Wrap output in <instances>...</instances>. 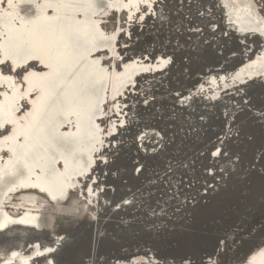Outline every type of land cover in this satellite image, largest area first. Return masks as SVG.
<instances>
[{
  "label": "bare ground",
  "instance_id": "1",
  "mask_svg": "<svg viewBox=\"0 0 264 264\" xmlns=\"http://www.w3.org/2000/svg\"><path fill=\"white\" fill-rule=\"evenodd\" d=\"M84 2L15 0L17 7L12 9L7 7L6 0L0 2V61L15 56L17 64L37 74L22 87L15 78L9 82L0 76V124L11 118L13 124L8 125L9 131L14 136L19 134L17 140L5 142L0 138V231L15 223L47 228L52 242L43 245L35 242L27 251H23V245L12 246L1 252L0 264H31L33 257L43 254H47V264L53 262L51 254L55 244L63 238V233L56 229L58 220L82 219L89 204L98 199L99 187H93L96 176L86 183L87 187L84 185V191L81 181L93 173L97 155L100 161L105 159L100 154L103 144L98 141L103 140L99 121L105 115L108 95L112 99L110 110L118 117L108 121L107 130L115 134L118 126L126 121L119 100L125 88L132 87L138 75L158 65L148 62L149 58L143 61L135 56L123 60L118 68L110 66L111 61L105 58L117 55L116 36L101 42V34L112 36L121 27L117 22L110 28L104 27L101 15L113 10L120 14L125 10V19L130 21L136 9L129 10L128 0H91L93 6L87 8L81 6ZM220 2L225 23L241 37L240 41L244 42V36L258 37L260 45L232 70L219 73L218 81L212 75L208 77L210 102L221 98L222 91L225 95L236 94L247 82L264 80V35H261L264 3L257 0ZM93 22L99 24L98 32L90 30ZM26 57L30 58L22 63ZM35 59L43 61L45 67H29ZM112 61L115 63V59ZM163 62L162 58L157 62L161 63L160 69L167 66ZM30 87L34 89L31 92ZM204 87L197 86L198 90ZM21 93H28L26 100L20 99ZM24 103L27 106L22 111H11ZM33 189H47L57 199L50 201ZM75 189L82 200L78 195L71 197ZM48 191L43 192L48 194ZM206 261L202 264H211L212 259ZM157 262L154 256L134 255L131 259H119L116 264ZM231 264H264V243Z\"/></svg>",
  "mask_w": 264,
  "mask_h": 264
},
{
  "label": "rangeland",
  "instance_id": "2",
  "mask_svg": "<svg viewBox=\"0 0 264 264\" xmlns=\"http://www.w3.org/2000/svg\"><path fill=\"white\" fill-rule=\"evenodd\" d=\"M220 1L156 0L147 14L142 8L139 13L134 12L130 21L125 19V10L120 14L113 10L101 15L104 27L115 26L116 22L121 27L114 41L117 55L105 58V61H111L110 66L118 68L123 60L135 56L143 61L149 58L148 62L158 65L153 66L150 72L138 75L134 85L125 88L119 100L126 121L118 126L115 134L108 136L102 130L108 128L110 119L118 116L110 110L112 99L109 95L104 103L105 115L99 122L103 138L100 154L105 159L100 161L97 155L93 173H88L81 181L84 191V185L90 181L88 176H96L93 187H99L98 199L89 204L88 212L82 219H60L56 226L57 231L63 233L59 244L69 241L72 235L83 243L88 230L96 236L101 235L96 250L94 247L93 253L85 255L79 264H116L117 260L131 259L134 255L154 256L159 261L155 264H185L186 261L188 264H202L207 263L210 257L220 264H231L264 243V180L253 176L248 181L249 186L243 190L248 199L238 200L234 193L244 173L220 189L210 203L197 208L193 229L188 232L134 235L125 231L133 208L129 197L131 188L127 185L141 181L140 172L134 173L136 165L130 164L133 157L129 156L148 150L155 152L163 143L165 136L155 123L158 114L167 115L174 107L192 109L197 103L202 115L208 112L218 115L223 120V128L225 123L234 120L240 125L243 138L239 147H243L244 162L254 157L255 149L258 153L262 149L264 153V80L249 81L238 88L236 94L225 95L222 91L221 98L208 101V77L212 75L218 81L219 73L232 70L260 45L258 37L244 36V42L240 41L241 37L225 23ZM257 1L264 3V0ZM159 57L169 61L163 69H160L161 63H157ZM199 84L205 87L198 90ZM243 168L247 170L249 165ZM70 195H78L82 200L76 189ZM13 197L16 198V194ZM126 200L128 203L124 204ZM235 222L243 229L231 228L240 232L232 236L225 251L217 256L221 248L219 246L216 251L214 247L211 249L212 246L219 235ZM17 224L0 231V257L1 252L12 246L23 245V251H27L35 242L41 245L52 243L45 233L35 237L13 229ZM207 224L209 228L205 227ZM241 237L244 239L239 243L237 240ZM8 238L12 239L10 246ZM138 244L149 246H135ZM221 245L223 249L225 240ZM56 251L57 248L51 254L53 264H56ZM185 253L187 255L180 257ZM46 257L47 254L33 257L31 264H47ZM181 259L184 261L181 262Z\"/></svg>",
  "mask_w": 264,
  "mask_h": 264
},
{
  "label": "built area",
  "instance_id": "3",
  "mask_svg": "<svg viewBox=\"0 0 264 264\" xmlns=\"http://www.w3.org/2000/svg\"><path fill=\"white\" fill-rule=\"evenodd\" d=\"M198 110L195 103L192 109L174 107L167 115L158 114L155 123L165 136L163 143L158 145L155 152L148 150L129 156L133 157L130 164L136 165L134 173L140 172L141 181L127 185L131 188L129 197L133 201L125 227L127 233L139 235L192 230L197 208L210 203L220 189L225 188L233 178H237L233 177L230 181L218 184L217 181L221 179L219 176L213 180L207 175L209 170L217 171L216 168L209 169L210 165L219 164L220 168L225 166V162L211 156V152L222 146L221 142L227 147L229 155L235 153L233 160L242 158L243 167L254 161L257 168L262 170V165L259 164L262 149L259 153L258 149H255L254 157L244 162V150L239 147L243 135L235 120L229 124L225 123L223 128V120L218 115L208 112L204 116ZM203 116L205 118L202 120ZM189 180L192 181L191 185ZM206 187L215 190L205 193ZM235 225L224 230L227 234L222 232L219 235L218 244L214 247L216 251L219 246L221 248L217 256L225 251V245L223 249L221 245L225 237L227 244L234 234L243 229L240 224ZM233 227L240 228V231L231 230ZM243 239L241 237L237 241L240 243ZM135 246L148 247L149 244Z\"/></svg>",
  "mask_w": 264,
  "mask_h": 264
},
{
  "label": "snow or ice",
  "instance_id": "4",
  "mask_svg": "<svg viewBox=\"0 0 264 264\" xmlns=\"http://www.w3.org/2000/svg\"><path fill=\"white\" fill-rule=\"evenodd\" d=\"M2 2V0H0ZM7 7L9 9L17 7L15 0H6ZM156 0H128V8L131 10L132 7H135L136 13H139L141 9L143 8L145 10V13L149 12L151 8L155 5ZM82 7H92L93 4L91 3V0H85V2L81 5ZM51 7V5H49ZM264 11V9H262ZM131 19V17H129ZM141 20L144 19L143 16L140 17ZM189 23H193V21H189ZM107 25H105L106 27ZM90 30L92 32H98L99 31V24L93 22L90 25ZM261 35H264L262 33ZM116 36V33L113 32L112 36H103L101 34V42L103 41H111L114 39ZM30 57H26L25 60L22 62H26L27 59ZM11 61L9 63L8 61ZM43 63V61H41ZM164 64L169 63L168 60H164ZM31 67V65H29ZM48 67H51L48 65ZM101 71H104V69H101ZM7 73V75H5ZM37 74L34 72H29L28 68L23 67L22 64H17L15 56L10 55L7 57L4 61H0V76H3L5 80H8L9 82H12L13 79L15 78L19 85L22 87L25 82H28L32 76H36ZM33 88H29V92L33 91ZM6 94V93H5ZM28 93H21L20 99L26 100ZM27 103L21 107H13L11 111L13 112H18L22 111L23 107H26ZM127 107V105H126ZM117 113L114 112V115ZM102 122H104L102 120ZM13 124V120L11 118L5 119V121L0 124V138H2L5 142H7L9 139L11 140H17L19 138V134L16 136L13 135V132L9 131L8 125ZM104 132L105 136L112 135L111 132H109L107 129L102 130ZM5 133H8V135H5ZM53 139H56L55 135L52 137ZM98 143L101 145L103 144V140H99ZM222 146L220 148H217L215 151L211 152V156L213 158H217L220 161L225 162V166L223 168L219 167V164H212L209 166V169L216 168L217 171L213 172L211 170L208 171L207 175L210 176L213 180L216 179L217 176H219L221 179L217 181L218 184H223L227 181H230L233 177H238L240 173H244L243 178L238 180V187L235 191V196L237 199H248L247 196L244 195V188L248 187V181L253 177V176H260L262 180H264V170H260L257 168V165L254 161L249 162V168L246 170L242 166V158L237 157L235 160L232 159V156L235 155V153H232L231 155L228 154L227 147L223 145V142H221ZM9 151H12V149H9ZM259 164L264 166V153L261 154L259 158ZM139 171V169L137 170ZM88 179H91V176H88ZM95 183V181H94ZM188 183L191 185L192 181L189 180ZM183 185V181H181V186ZM171 186V185H170ZM203 186V185H202ZM85 187H87V184H85ZM214 188L211 187H206L205 188V193L208 191H214ZM41 191H48L47 189H41ZM61 195H63V189L60 190ZM48 195L51 196L52 200L57 199V196L54 195L51 191H48ZM227 238L225 237V240ZM225 247H227V244L225 243ZM47 251L52 252V249H48ZM15 255V254H13ZM211 260V257H210ZM7 264V262H5ZM49 264H53L52 261H49ZM211 264H220L219 261L217 260H212Z\"/></svg>",
  "mask_w": 264,
  "mask_h": 264
},
{
  "label": "water",
  "instance_id": "5",
  "mask_svg": "<svg viewBox=\"0 0 264 264\" xmlns=\"http://www.w3.org/2000/svg\"><path fill=\"white\" fill-rule=\"evenodd\" d=\"M29 64L38 69H43L45 67L37 59L33 60ZM33 190H35L36 192H38L39 194L43 196H46L50 201H52L50 196L46 194L45 192H42L41 190H38V189H33ZM236 223L237 222H235L234 224ZM209 226H210L209 224L205 225L206 228H209ZM13 229H19L35 237H40L43 233L47 234V228L38 229L36 227L23 226L20 224L14 225ZM185 232H188V231H185ZM99 237H101V235L96 236L94 232H92L91 230H88L85 234L83 243H79L78 242L79 239H77L75 235H72L69 241L67 240L63 242V244H55L57 248V251L54 255V258L56 259V264H79L80 260L85 255H88V254L91 255L93 253L94 247L96 250ZM218 239L219 237L216 239V242L214 243L211 249H213V247H215L218 244ZM7 240H9L8 246L12 245L11 243L12 239L8 238ZM185 255H187V253L183 254L180 257H183ZM37 260H41V259H37Z\"/></svg>",
  "mask_w": 264,
  "mask_h": 264
}]
</instances>
